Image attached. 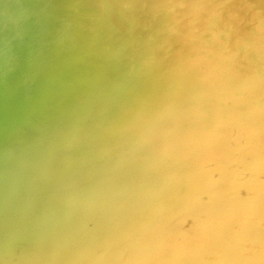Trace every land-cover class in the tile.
I'll return each mask as SVG.
<instances>
[{
	"label": "bare ground",
	"instance_id": "obj_1",
	"mask_svg": "<svg viewBox=\"0 0 264 264\" xmlns=\"http://www.w3.org/2000/svg\"><path fill=\"white\" fill-rule=\"evenodd\" d=\"M0 264H264V0H0Z\"/></svg>",
	"mask_w": 264,
	"mask_h": 264
}]
</instances>
